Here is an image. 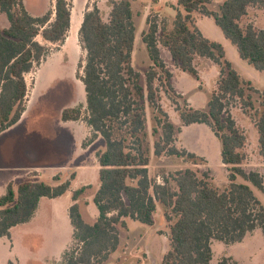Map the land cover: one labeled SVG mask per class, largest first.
<instances>
[{
    "label": "trees",
    "instance_id": "obj_1",
    "mask_svg": "<svg viewBox=\"0 0 264 264\" xmlns=\"http://www.w3.org/2000/svg\"><path fill=\"white\" fill-rule=\"evenodd\" d=\"M51 1V10L34 16L24 0H0V13L6 14L9 21L7 28L0 27V134L17 125L27 109L26 75L47 58L48 44L64 42L71 29L69 0ZM133 1L113 0L107 21L99 8L87 11L79 30L86 51L85 64H81L84 74L80 76L87 102L84 119L92 129L89 141L101 138L105 148L97 152L100 187L94 203L99 216L94 223H88L80 211L78 201L91 186L73 191L74 203L69 210L72 241L62 254L61 264L106 262L119 248L118 227L128 228V218L154 225L157 203L165 207L170 230V246L162 264H239L228 257L212 263V244L214 240L228 245L242 243L257 229L264 233V206L248 184L264 192V178L243 167L247 136L231 109L241 104L242 110L253 116L264 160V108L251 114L255 109L251 92L257 90L226 58L224 46L203 35L196 25L195 13L212 18L237 47L240 57L264 72V29L242 25L250 8L264 10V0H224L217 8H212L214 0H176L171 29L148 18L142 41L152 66L145 81L132 65L136 40ZM39 36L47 44L39 42ZM161 47L170 51L178 68L197 80V57L220 67L218 85L207 111L195 109L187 101L184 109L177 100L173 99V103L184 126L206 124L220 139L222 163L230 181L224 190L214 186L207 172L191 168L164 175L161 183L150 176L153 153L158 157H187L198 164L194 153L175 145L181 127L170 120L160 104V86L165 89L166 85L175 93ZM148 109L155 122L151 135L158 137L154 143L147 128ZM83 115L82 107H68L62 111L61 119L79 121ZM239 178L245 182H238ZM70 185V180L55 186L30 179L17 186L10 183L6 193L0 194V239L11 238L14 227L30 222L42 198L61 197ZM8 264L15 263L10 260Z\"/></svg>",
    "mask_w": 264,
    "mask_h": 264
},
{
    "label": "rangeland",
    "instance_id": "obj_2",
    "mask_svg": "<svg viewBox=\"0 0 264 264\" xmlns=\"http://www.w3.org/2000/svg\"><path fill=\"white\" fill-rule=\"evenodd\" d=\"M112 1L69 0L74 20L67 38L59 44H48L50 52L47 58L36 63L32 72L26 75L29 86V97L26 104L28 106L30 103V114L26 120L25 132L29 139L34 140L36 146L38 144L41 147L46 144L49 146L50 141H53L52 137L57 134L54 128L58 125V120L61 121V113L65 108L82 107L85 118L87 114L86 92L80 76L84 74L81 64H85L86 51L81 45L79 30L84 14L95 7L100 9L102 17L107 21L112 9ZM219 1L224 2V0ZM24 3L34 16L46 14L54 5L51 0H24ZM175 3L176 0H160L159 3L154 0L133 1L136 40L132 65L142 75L143 81H145L146 72L152 66V60L142 41V32L148 28L147 19H157L160 27L167 26L171 29L176 16V10L172 8ZM214 3L212 8H217L218 4ZM198 17L196 25L203 35L224 46L226 58L257 90L251 92L255 103V109L251 110V114L262 111L264 108L262 105L264 72L258 71L240 57L237 47L226 38L212 18L201 17V15ZM0 24H9L6 14H1ZM248 24L264 29V10L250 8L248 16L242 21L243 26ZM37 40L47 44L41 36ZM161 48L164 50L165 63L168 61L167 68L172 73L173 82L171 81V84L174 83L172 86L175 93H172L166 85L164 89L157 82L161 88L160 104L170 120L177 127H181L176 135L175 145L180 150L194 153L198 157V164L195 165L194 161L187 157L166 155L158 157L153 153L150 176L161 183L164 175L191 168L201 173L207 172L214 186L224 190L229 186L230 181L229 171L222 163L220 139L206 124L184 126L173 103V99L177 100L184 109L185 101H187L191 107L207 111L209 100L218 85L220 67L209 59L197 57L195 64L201 76L200 80H197L192 74L182 71L175 65L168 49ZM176 95H182L183 98H178ZM231 111L238 126L247 136V144L244 148L247 159L243 167L247 171L259 172L264 178V160L260 154L259 132L253 116L246 114L241 104H236ZM147 112V128L150 140L154 143L158 137L151 135L155 125L153 113L151 109ZM84 118L83 120L86 121ZM5 140L0 141V194L6 193L10 180H16L23 174V171L45 160L41 151L39 153L30 152L28 158H22L20 154L14 153L17 149L16 143L10 144L11 139ZM89 140L86 138L82 144L85 143L88 146L91 144ZM103 144L102 141L99 142L98 146L95 145L96 149H101ZM45 179L47 181L49 178L45 176ZM85 180L90 183L91 188L78 203L84 220L94 223L99 216L94 203L95 194L100 187L99 171L94 178L90 174V177ZM238 182L245 181L239 178ZM248 184L264 206V192ZM80 187L74 186V190ZM72 203L71 192L58 198H43L40 201L38 213L30 222L13 228L11 238L0 239V264H8L10 260L15 264H61L62 254L72 241L73 228L69 216ZM164 211V205L157 203L154 225H147L128 218V228L118 227L119 248L109 256L110 259L102 264H162L164 255L170 246V233ZM213 248V263L228 257L239 264H264V233L261 229H258L253 237L252 235L248 237L242 245L226 246L225 243L214 240Z\"/></svg>",
    "mask_w": 264,
    "mask_h": 264
},
{
    "label": "crops",
    "instance_id": "obj_3",
    "mask_svg": "<svg viewBox=\"0 0 264 264\" xmlns=\"http://www.w3.org/2000/svg\"><path fill=\"white\" fill-rule=\"evenodd\" d=\"M159 2L160 0H157V3ZM214 2H216L218 5L221 4L219 0L218 1L214 0ZM174 5H176V3ZM1 14L2 13H0V16ZM198 15L200 14L195 13L196 22L199 19ZM201 17H205V16L201 15ZM73 20L74 19L72 16V25H73ZM8 26L9 24L7 25L0 24V27L2 28H7ZM163 52L164 50L161 48L162 58H163ZM166 63H168V61ZM171 81H172V78H171ZM172 85L174 86V83H172ZM28 97H29V94H28ZM29 114H30V103L28 104L27 109L24 112L20 122L14 127H12L11 129H9L8 131L0 134V141H4L5 139H11L10 144L16 143V146H17L16 147L17 149L14 150V153L18 155L20 154L22 158H26V157L28 158V155L30 152L39 153V151H41V153H43L44 155L45 160L37 162L36 164L32 165L34 168L31 166L26 171H23L22 172L23 174L21 175L22 177L20 176L16 180H13V179L10 180L8 182V185L10 183H13L14 185L17 186L21 182L27 179H30L34 181H45L47 183L50 181L49 184L55 186V185H59L61 183H64L70 180L71 185H70V190L68 192H71V197H72L73 191H75L74 186H81V187L90 186V183L86 181L85 178L90 177V174H92L94 178L97 171H100V165H99L98 158H97V152L99 150H103L105 148V145L103 144L101 149H96V147L98 146V143L102 141L101 138H99L98 140L94 142H91V144H89L88 146H86L85 143L82 144L86 138L90 139L92 136V129L86 123V121L83 120L84 117L79 121L65 122L62 119L61 121L58 120V125L54 128V131L57 134L56 136L52 137L53 141H50L49 146L46 144V146L43 145V147H41L39 144L38 146H36L34 140L29 139L27 133L25 132L26 120ZM95 145L97 146L95 147ZM94 152L96 153L92 155ZM92 158H94V160H92ZM36 165L38 167H35ZM149 170H150V167H149ZM73 175L74 177H72ZM45 176L49 178L48 179L49 181L48 180L46 181ZM71 186L73 187L71 188ZM73 203L71 204V206L73 205ZM37 213H38V210L36 214ZM256 231L248 235L242 243H237L233 245L225 244V245L226 246L242 245L247 240L248 237H250L251 235L253 237ZM169 233H170V230H169ZM11 235H12V231H11ZM4 238H7V237H4ZM212 248H213V244H212ZM213 261H214V248H213L212 263Z\"/></svg>",
    "mask_w": 264,
    "mask_h": 264
}]
</instances>
